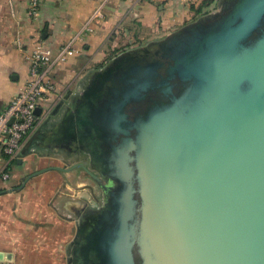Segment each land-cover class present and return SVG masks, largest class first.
<instances>
[{
	"label": "water",
	"instance_id": "1",
	"mask_svg": "<svg viewBox=\"0 0 264 264\" xmlns=\"http://www.w3.org/2000/svg\"><path fill=\"white\" fill-rule=\"evenodd\" d=\"M51 140L87 161L9 192L79 168L98 185L69 264H264V0L117 55Z\"/></svg>",
	"mask_w": 264,
	"mask_h": 264
},
{
	"label": "crops",
	"instance_id": "2",
	"mask_svg": "<svg viewBox=\"0 0 264 264\" xmlns=\"http://www.w3.org/2000/svg\"><path fill=\"white\" fill-rule=\"evenodd\" d=\"M40 14H29V0H0V112L27 84L26 55L37 42L57 52L83 34L80 54L54 69L56 94L40 104L39 122L25 155L9 163L0 148V264H69V247L81 214L94 208L86 172L49 171L14 190L31 174L69 167L85 154L67 152L51 140L87 80L117 55L161 40L217 9L219 0H39ZM105 4V18L90 24ZM91 26L93 32L85 33ZM50 139V141H49ZM96 205V204H95Z\"/></svg>",
	"mask_w": 264,
	"mask_h": 264
},
{
	"label": "built area",
	"instance_id": "3",
	"mask_svg": "<svg viewBox=\"0 0 264 264\" xmlns=\"http://www.w3.org/2000/svg\"><path fill=\"white\" fill-rule=\"evenodd\" d=\"M104 3L93 15L90 24L99 23L105 18ZM29 14L36 19L40 14V1L29 0ZM93 32L91 26L86 28V34ZM84 40L79 35L57 52L37 42L25 59L29 66V76L26 87L18 93L9 105L0 112V148L9 163L18 159L26 140L35 132L39 116L36 114L41 102L48 96L56 94L58 86L51 74L60 64L69 60L73 53L80 54L79 43ZM0 179L10 180V173L3 169Z\"/></svg>",
	"mask_w": 264,
	"mask_h": 264
},
{
	"label": "rangeland",
	"instance_id": "4",
	"mask_svg": "<svg viewBox=\"0 0 264 264\" xmlns=\"http://www.w3.org/2000/svg\"><path fill=\"white\" fill-rule=\"evenodd\" d=\"M84 161H87V156H85ZM84 181H86L87 187H86V191H88L89 193H94L95 195V204H94V208H99L100 206H102L103 204V194L102 191L99 190L98 185L95 184L93 182V180L89 177L85 178ZM23 184V183H22ZM22 184H20L19 186H16L17 188L20 187Z\"/></svg>",
	"mask_w": 264,
	"mask_h": 264
},
{
	"label": "flooded vegetation",
	"instance_id": "5",
	"mask_svg": "<svg viewBox=\"0 0 264 264\" xmlns=\"http://www.w3.org/2000/svg\"><path fill=\"white\" fill-rule=\"evenodd\" d=\"M94 182V181H93ZM95 183V182H94ZM96 184V183H95ZM100 190V189H99Z\"/></svg>",
	"mask_w": 264,
	"mask_h": 264
}]
</instances>
